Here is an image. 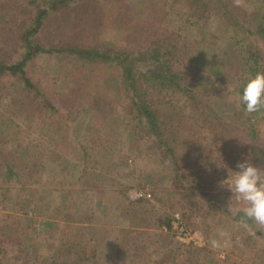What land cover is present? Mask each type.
<instances>
[{"label": "rangeland", "instance_id": "obj_1", "mask_svg": "<svg viewBox=\"0 0 264 264\" xmlns=\"http://www.w3.org/2000/svg\"><path fill=\"white\" fill-rule=\"evenodd\" d=\"M92 1L98 7L82 12V19L79 2L50 11L36 35L45 49H58L30 63V76L46 90L49 98L42 96L43 101L51 99L52 108L24 109L32 91L17 77L0 79V264H162V256H175V264H201L204 250L213 261L231 254L228 264H260L256 255L264 251V225L261 234L253 229L247 234L233 219L242 205L229 203L231 193L219 186L227 169L215 164L237 170L239 161L251 157L264 169V111L250 113L252 123L244 122L248 116L231 80L242 70L236 65L237 71H224L220 78L205 76L222 54H230L233 61L227 64L243 54L229 12L226 22L215 6L199 19L191 0ZM219 1L239 17L240 9L264 13V0ZM20 2L0 0L5 56L18 55L24 14L30 20L38 6L48 5V0ZM252 41L264 49V39ZM111 44L141 53L177 46L161 57L195 86L200 100L174 87L158 85L153 91L169 114L165 138L178 162L138 128L130 94L115 89L118 68L97 69L87 81V71L79 73L82 60L59 50ZM67 75L75 80L66 82ZM93 140L111 146L95 147ZM7 164H16L21 177L7 178ZM197 173L198 182L192 179ZM192 246L203 249L188 260Z\"/></svg>", "mask_w": 264, "mask_h": 264}, {"label": "trees", "instance_id": "obj_2", "mask_svg": "<svg viewBox=\"0 0 264 264\" xmlns=\"http://www.w3.org/2000/svg\"><path fill=\"white\" fill-rule=\"evenodd\" d=\"M213 0H191L192 4V13L197 15L199 19H202L205 17L207 18L208 14H204V12H207L209 9H211L213 6L220 12L221 14H225V17L223 18V21H226L227 12L228 18L231 20L229 23H233L237 28H239L238 33H240V41L242 42V46H240L241 51L243 50L242 55H236L237 62L235 64H228L226 63L227 60H232L230 57V54L224 53L222 54L218 61H216V67L212 68L210 70V73L214 70L213 73L207 74L206 78H209L211 76H217L218 78L222 77L224 74V71L229 73H232L233 70L237 71L236 65L242 70L234 75H241V77H238L237 80H234L231 77V80L234 83V90L238 94V91L241 90V85L244 82L245 76L248 73H255L257 71H264V49L257 43L250 42V40H253L254 38H260L264 39V13L260 9L254 10L253 12H247L245 9L241 10L243 14L238 16V13L236 15L229 9L228 11V4L222 3L219 0L217 2V5H214L212 3ZM16 3H21L20 0H15ZM73 2H79L78 6L76 7L78 12H88L94 8L98 7L97 2L92 1L89 2V0H48L47 4L43 7L38 6L35 16L33 18V15L30 17V20L24 18L19 23V28L21 30V33L17 39L16 43V49L15 53H18V55L15 54V56H5L2 55L0 52V79L3 76L10 75L13 77H17L19 81L23 84L24 88H29L31 90V94L29 99L23 101L24 102V109L30 111L33 107L40 108V112H47L49 108H52L53 103L52 100L43 101V97H46L47 99L49 96L46 93V90H42V86L36 82L33 81V79L30 76V63L31 61L45 51H58V49H45L41 42L37 40L36 35L40 31V26L42 25L43 21L46 19L48 13L52 10L59 9L61 10V7H69ZM264 9V8H263ZM28 12V11H25ZM84 13L79 14V18L82 19ZM246 19L247 21L243 20ZM31 22H36L35 25H27ZM227 22V21H226ZM128 25V24H127ZM12 31V29H10ZM112 34V33H111ZM249 40V41H248ZM2 48V46L0 47ZM162 47L153 49L149 52L141 53V51H132V49L123 47L118 48L116 45H104V48L94 46V45H86V47H70L65 48L61 47L59 50L61 51H69L71 52V55L74 54V56L79 57L82 62L79 67V73L81 74L84 71H87V77L86 80L90 81L94 79L95 70L101 69L104 70L107 66H110L109 68L112 69V65H114V68H118L116 80L118 82V86L115 87V89L120 90L121 88H125L128 93L130 94V106H131V112H133L135 115L134 117H138V123L140 126L138 128H142L147 130L150 134H152L154 137V143L159 144V146H164L166 150V154L171 156L173 162H178L177 160V153L175 151V148L170 146L168 140L165 138V118L167 116V112L163 109L162 101L156 98V94L153 91L158 85L166 86V87H174L177 90L183 91L184 93H190V96L194 99L195 102H198L200 100L199 94H195V86L191 84L188 79H185L182 77V74L180 72H177L175 69H173L172 65L169 64L168 60L162 59L161 57L162 53L165 54H173L174 51L177 50V46L173 44V46H166V51L160 50ZM239 49V50H240ZM169 50V51H168ZM173 50V51H172ZM167 56V55H165ZM218 56V55H217ZM232 56V55H231ZM223 60V63H221ZM242 61L244 64L241 66L238 62ZM233 61V60H232ZM168 64V65H167ZM227 64V66L225 65ZM209 65V64H207ZM144 66V70L142 67ZM202 67L206 66L200 65ZM196 68L198 69L197 65ZM228 68V69H226ZM90 70L91 74L88 72ZM111 72V71H110ZM204 76V77H205ZM229 77L230 75L227 74ZM67 81L70 82L75 80L72 77H69L68 75ZM119 80H122V82L119 84ZM204 79V78H203ZM78 82V80H76ZM81 82H84L83 80H79ZM116 82V81H115ZM150 84H152V90L149 91L146 87H148ZM26 86V87H25ZM229 86V85H227ZM197 89V88H196ZM73 93V92H72ZM71 93V94H72ZM27 94V93H26ZM39 98L42 99V101L39 100ZM230 103V101H229ZM197 104V103H195ZM208 106V105H207ZM36 110V109H35ZM260 111H264V108L260 109ZM259 112V111H258ZM243 113L240 112V115ZM245 116H248V119H243L244 122H251V119H253V114H246ZM169 119V114H168ZM133 124V123H132ZM224 124V123H223ZM130 122H128L127 130H130ZM251 130L253 131V134H256L255 129L252 127ZM108 140V139H107ZM101 141V140H100ZM99 140H93V145L98 146H106L108 143L110 145V141H104L102 140L100 142ZM97 142L98 145L96 144ZM107 142V143H106ZM229 160V159H228ZM215 161L219 162V158H217ZM221 165V164H220ZM7 178L11 179L14 177H21L20 170L16 168V164L9 165L7 164ZM230 167V165H229ZM216 168H218L216 166ZM29 169H32L29 168ZM224 169V168H223ZM177 174V173H176ZM200 175L197 173V177H193L192 179L194 181H199ZM177 177L180 180L179 175L177 174ZM205 196H209L211 193H208L206 191H203ZM224 195V194H222ZM210 201H215L212 197V199L209 197ZM220 199H218L219 201ZM214 203V202H213ZM216 203V201H215ZM243 207V206H242ZM233 219L236 220L238 223L242 224L244 229H246V233H249L250 229L258 231L259 234L261 232L259 231V226L257 223H255L252 220L247 219L243 215L242 208H238L236 210L235 215L233 216ZM169 224V223H168ZM208 228H212V224L209 223L207 225ZM249 229V230H248ZM237 233V232H236ZM238 242V239L236 240ZM201 249L198 246H192L191 250L189 251V257H187L188 260L197 259L198 252L201 251ZM205 251V259L201 264H228L230 262L229 258L231 254H229L228 258L225 260H219V261H213L211 260V252ZM166 255V254H165ZM193 257V258H192ZM213 257V256H212ZM261 258V263L264 264V251L263 254L260 256L256 255V258ZM163 258V259H162ZM170 257L166 260L164 257H160L158 262L162 264H175L174 261L176 259L175 256L169 260ZM166 260V262H165ZM171 261V263H170ZM56 264V263H53ZM62 264H75V263H62Z\"/></svg>", "mask_w": 264, "mask_h": 264}, {"label": "clouds", "instance_id": "obj_3", "mask_svg": "<svg viewBox=\"0 0 264 264\" xmlns=\"http://www.w3.org/2000/svg\"><path fill=\"white\" fill-rule=\"evenodd\" d=\"M238 102L243 105L246 114L258 112L264 108V71L248 73L237 94ZM226 178L219 181L221 188L230 193L229 203L242 205L244 217L258 225H264V169L255 165L251 157L237 163V170L227 165Z\"/></svg>", "mask_w": 264, "mask_h": 264}]
</instances>
